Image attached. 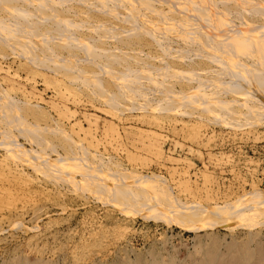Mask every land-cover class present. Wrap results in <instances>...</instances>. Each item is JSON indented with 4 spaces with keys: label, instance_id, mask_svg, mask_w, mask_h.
Returning <instances> with one entry per match:
<instances>
[{
    "label": "rangeland",
    "instance_id": "374dc122",
    "mask_svg": "<svg viewBox=\"0 0 264 264\" xmlns=\"http://www.w3.org/2000/svg\"><path fill=\"white\" fill-rule=\"evenodd\" d=\"M263 44L264 0H0V264H264Z\"/></svg>",
    "mask_w": 264,
    "mask_h": 264
},
{
    "label": "bare ground",
    "instance_id": "6f19581e",
    "mask_svg": "<svg viewBox=\"0 0 264 264\" xmlns=\"http://www.w3.org/2000/svg\"><path fill=\"white\" fill-rule=\"evenodd\" d=\"M215 3V2H214ZM201 7V6H200ZM201 11V10H200ZM196 19V18H195ZM225 19V18H224ZM221 22V21H220ZM208 26V25H207ZM196 27V26H195ZM209 28V27H208ZM206 31V30H205ZM216 31H218V29L216 30ZM246 34V33H245ZM232 38V37H231ZM247 38V37H246ZM249 39V38H248ZM234 40V39H233ZM250 41V40H249ZM248 43V42H247ZM238 45V44H237ZM236 45V46H237ZM264 45V44H263ZM247 46V45H246ZM229 47V46H228ZM240 47V46H239ZM241 48V47H240ZM244 49V48H243ZM261 49V48H260ZM227 54V53H226ZM228 57V56H227ZM234 62V61H233ZM230 65V64H229ZM69 73V72H68ZM246 83V82H245ZM248 84V83H247ZM239 85V84H238ZM259 92H261L262 90L261 89H257ZM256 93V92H255ZM184 100V99H183ZM85 171H87V170H85ZM88 172V171H87ZM95 172V171H94ZM83 173V172H82ZM94 174V173H93ZM87 175V174H86ZM99 179V178H98ZM112 188V187H111ZM118 189V188H117ZM129 190V189H128ZM113 191H115V190H113ZM124 191V190H123ZM127 191V190H126ZM117 192H118V190H117ZM127 194V193H126ZM129 194V193H128ZM127 194V195H128ZM138 194V193H137ZM259 198V197H258ZM261 199H263V201H264V197H262ZM260 201V200H259ZM153 203V202H152ZM155 204H156V202H154ZM123 204V203H122ZM250 204V203H249ZM147 206V205H146ZM153 206H154V204H153ZM156 206V205H155ZM233 206V205H232ZM231 207V206H230ZM236 207V206H235ZM233 208V207H232ZM227 209V208H226ZM230 210V209H229ZM235 210H237V209H235ZM158 212V211H157ZM237 212V211H236ZM225 213V212H224ZM158 214V213H157ZM222 214V213H221ZM168 215V214H167ZM160 216V215H159Z\"/></svg>",
    "mask_w": 264,
    "mask_h": 264
}]
</instances>
